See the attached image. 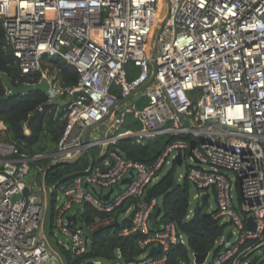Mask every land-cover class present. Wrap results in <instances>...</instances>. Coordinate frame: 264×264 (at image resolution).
<instances>
[{
  "label": "built area",
  "instance_id": "built-area-1",
  "mask_svg": "<svg viewBox=\"0 0 264 264\" xmlns=\"http://www.w3.org/2000/svg\"><path fill=\"white\" fill-rule=\"evenodd\" d=\"M162 4L168 13L155 36L154 80L110 115L111 135L99 138L95 125L152 73L148 46L165 12ZM0 21V42L22 75L39 73L38 82H47L48 102L57 105L64 123L55 151L33 157L4 140L5 129L0 132V264H60L41 232L43 180L53 166L84 154L88 128V147L101 148L100 160L60 186L52 206L50 240L72 260L86 253L89 239L67 219L74 206L85 204L109 216L137 201L125 212L134 211L131 226L119 236L140 234L138 245L147 255L130 264H167L170 247L187 246L173 223L152 227L157 199L143 201L158 174L167 165L176 167L181 154L182 163L189 158L193 164L177 180L194 187L196 201L212 195L213 217L226 226L214 243L217 252L206 253L201 264H254V252L264 250V0H0ZM44 56L74 67L76 85L64 87L59 70L42 68ZM138 100L145 101L143 107ZM130 113L141 129L121 132ZM156 136L175 139L150 165L130 160L115 146ZM32 168L36 179L28 184ZM111 223L110 216L87 231ZM149 250L159 254L149 256ZM122 261L118 249L113 264Z\"/></svg>",
  "mask_w": 264,
  "mask_h": 264
},
{
  "label": "trees",
  "instance_id": "trees-1",
  "mask_svg": "<svg viewBox=\"0 0 264 264\" xmlns=\"http://www.w3.org/2000/svg\"><path fill=\"white\" fill-rule=\"evenodd\" d=\"M1 23L0 21V34L2 35ZM41 67L59 70L60 82L64 87L74 86L78 81L75 68L60 58L44 56L41 60ZM129 68L132 70V66ZM0 72L6 74L14 86L22 83L35 84L40 78L39 73L22 75L12 54L4 48L2 42H0ZM135 73L136 71L133 69L132 75ZM117 91L116 87L112 88V92L117 93ZM6 94L7 91L0 80V97ZM137 104L141 108L145 101L138 100ZM56 106L55 103H49L46 94L42 92L28 93L7 101L0 100V122L5 127L3 139L21 145V150L27 152L31 157L54 152L64 128L60 116L56 117ZM39 107L42 108V111L28 124L29 117ZM135 117L134 113L126 116V122L121 128V132L141 129V125ZM25 128L28 130V134L25 133ZM174 139L175 137L172 136H156L144 140L143 143L125 139L118 141L115 146L125 152L130 160L150 165L159 156L162 149ZM100 151V147L91 148L88 154H82L74 161L53 166L45 175L46 185L53 186L63 179L62 185H67L75 176H81L86 172L91 160L94 163L100 160ZM175 170L176 167L174 166L159 176L161 171L152 186L154 191L152 196L161 199L160 207L162 209L161 215L153 221L154 225L160 227L163 224L173 223L187 241V246H172L164 253L167 264H179L181 260L186 259L188 252L194 255H203L211 251L217 252L214 243L224 234L226 229L225 225H220L219 221L213 217V212L208 211L207 200L198 201L192 208V214L187 217L191 185L186 179L178 181ZM136 204L137 201L129 200L109 216L96 212L89 205L79 206L76 213L78 223L74 224V227H82L84 234L89 239V245L83 256L72 260L61 245L54 244L63 254L66 264H88L92 260H98L102 264H113L118 249L122 255V263L126 260L135 261L143 255L145 252L138 245L142 238L140 234L119 236L123 229L129 228L132 224L134 211L125 214L127 208ZM110 216L113 218V223L110 225L98 226L92 231H87L90 226ZM52 219L50 221V236L53 230ZM255 261L253 260L252 263Z\"/></svg>",
  "mask_w": 264,
  "mask_h": 264
},
{
  "label": "water",
  "instance_id": "water-1",
  "mask_svg": "<svg viewBox=\"0 0 264 264\" xmlns=\"http://www.w3.org/2000/svg\"><path fill=\"white\" fill-rule=\"evenodd\" d=\"M163 1L166 3V0H163ZM167 13H168V9H166V11L164 12V14H163V16H162L159 24L155 28L154 33H153V35L151 37V40L149 42L150 44H149L148 48H149V52H150V65H151V68H152V73H151L149 79L145 82V84L143 86H141L139 89H137L136 92H134L132 95H130L127 98H122V99L118 100L117 103H116V105L113 108H111V110L107 114V117H105L104 120L98 122L95 126L100 125L102 122L106 121L110 117V115L118 107H120L121 105H123V104L127 103L128 101L132 100L134 98V96L140 95L153 82L154 77H155V71H156L155 64H154L155 36H156V34H157L158 30H159V27H160L161 23L163 22V19L167 15ZM0 80H1L2 84L4 85L6 91H7V94L6 95H4L3 97H0V100L1 101H7V100H9V99H11L13 97L23 96L25 94L32 93V92H42V93L46 94V92L48 90V84L44 80H41L40 82L35 83V84L22 83L20 85L14 86V85H12V83L10 82V80L8 79L7 75L4 74V73H1V72H0ZM59 113L60 112L57 111V117L59 116ZM38 114H39V112L36 110L33 113V115H31L29 117L28 124ZM91 130H92V128H88L87 130L84 131V134H83V143L85 145H87L85 147L84 152H83L84 154H88V152H89L88 144L90 143L89 138H90ZM194 146H195V143L192 142L191 143V149L194 148ZM175 162H176V165L177 166H182V157H181V154H179L176 157ZM93 164H94V162L91 160L88 168L90 169L93 166ZM63 180H61V181L57 182L56 184H54L53 186H50L49 187L45 183V176H44V180H43L44 213H43V219H42V223H41V232H42V235H43L45 241L47 242V245L50 248V250L58 257V259L60 261V264H66V261L64 259L63 254L51 242L49 230H50V227H51L50 226V221L52 219L51 217H52V206H53L54 194H56V191L62 185ZM129 182H130V179H126V180H123L122 181V184H128ZM111 192H112V190H110L108 192V194L105 197H103V200H107L108 199V195H110ZM152 192H154L153 191V188L152 187L151 188H148L146 190V194H145V196L143 198V201H148L152 197ZM204 200H208V195H204V196H202L200 198V201H204ZM161 212H162L161 207L157 208L156 211H155V213H154V215H153V219L154 220L158 219L159 215H161ZM67 222H68V225L70 227H72L73 224L76 223V216L68 217ZM247 222L250 225V229H253L252 218H249L247 220ZM152 227L153 228H157V226H155L154 224L152 225ZM229 238H230V234H228L226 236V240H228ZM262 253L264 254V250L262 251ZM158 254H159V251H157V250H149L148 251V255L149 256H155V255H158ZM204 257H205V254H203V255H195L196 263L197 264H201L203 262ZM133 262H135V261L134 260H126L124 262V264H130V263H133ZM256 262H257V260L254 262V264ZM88 264H92V263H88Z\"/></svg>",
  "mask_w": 264,
  "mask_h": 264
},
{
  "label": "rangeland",
  "instance_id": "rangeland-1",
  "mask_svg": "<svg viewBox=\"0 0 264 264\" xmlns=\"http://www.w3.org/2000/svg\"><path fill=\"white\" fill-rule=\"evenodd\" d=\"M165 7L166 6L164 4H162L161 7H160V10L164 12L165 11ZM192 164H193L192 160L187 158L186 160L183 161L182 166H176V170H175L176 178L178 176H184L186 174V172H187L188 165H192ZM170 166L171 165H167L162 170V172L159 174V176L165 174L170 169ZM36 173L37 172L34 169L31 170L30 173L25 177V181L28 184H31L36 179ZM153 184H154V182L150 184L149 188H151L153 186ZM58 193H59L58 195H61L60 191ZM195 194H197L196 190L194 189L193 186H190V201H189V205H190L191 208H194V206L198 202V201L194 200V198H193V196ZM233 195H234V198H235L236 197V192L235 191H233ZM207 202H208V205H209L208 211L213 210L215 208V200H214V197L212 195H210V197L207 200ZM157 203H158V207H160L161 206V199L160 198L157 199ZM59 204L60 203L57 202V205H59ZM76 207H78V206H74L73 210H77ZM73 210L69 211V215H71L73 213ZM231 230H232L231 227L227 228L226 233L231 232ZM54 232H55V234H57V237H58L59 241H64L63 237L60 236V234H58L57 231H54ZM143 255H147V253H143ZM252 260H257V262L255 264H264V254L262 253V250L254 252V254L252 255ZM179 264H194L192 253L188 252L187 256H186V259L181 260L179 262Z\"/></svg>",
  "mask_w": 264,
  "mask_h": 264
},
{
  "label": "crops",
  "instance_id": "crops-1",
  "mask_svg": "<svg viewBox=\"0 0 264 264\" xmlns=\"http://www.w3.org/2000/svg\"><path fill=\"white\" fill-rule=\"evenodd\" d=\"M120 109V108H119ZM58 111V110H57ZM56 117H57V112H56ZM109 122H110V120L109 119H107L106 121H104V122H102L100 125H98L95 129H94V131H93V135H95V136H98L99 138H103V137H105V136H110L111 134L109 133V131H108V129H107V127H108V124H109ZM3 129H5V127L3 126V124L0 122V132H1V134H2V132L4 131ZM25 133L26 134H28L29 132H28V130L25 128ZM135 206V205H134ZM79 207V206H78ZM78 207H76V209L77 210H73V213L71 214V215H69V217H71V216H76V213H77V211H78ZM189 207H190V205H189ZM126 214V213H125ZM123 217H125L124 215H123ZM122 217V218H123ZM154 221V219L152 220V222ZM76 223H78V221H76ZM75 223V224H76ZM153 224H154V222H153ZM79 228H82V227H79ZM143 256H145V255H143Z\"/></svg>",
  "mask_w": 264,
  "mask_h": 264
}]
</instances>
